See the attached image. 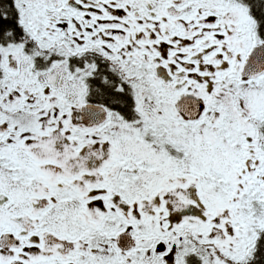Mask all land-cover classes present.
<instances>
[{
	"label": "snow or ice",
	"instance_id": "1",
	"mask_svg": "<svg viewBox=\"0 0 264 264\" xmlns=\"http://www.w3.org/2000/svg\"><path fill=\"white\" fill-rule=\"evenodd\" d=\"M0 264H264V0H0Z\"/></svg>",
	"mask_w": 264,
	"mask_h": 264
}]
</instances>
